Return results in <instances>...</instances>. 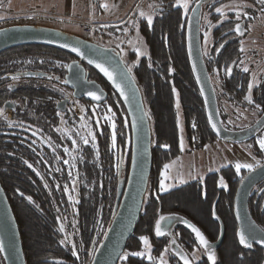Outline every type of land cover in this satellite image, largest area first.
<instances>
[{
	"label": "trees",
	"instance_id": "trees-1",
	"mask_svg": "<svg viewBox=\"0 0 264 264\" xmlns=\"http://www.w3.org/2000/svg\"><path fill=\"white\" fill-rule=\"evenodd\" d=\"M154 1L164 10L155 13L151 26L143 21L140 23L139 30L148 52L136 58L138 60L134 62L132 70L142 89L151 119L153 165L143 209L124 252L144 251L140 237L148 236L154 258H159L168 248L165 254L168 264H183L176 255L179 250L188 253L190 259H194L191 255L194 251L200 252L201 256L192 264H212L195 233L184 224L189 221L204 233L211 245L218 240L224 227L222 243L212 246L216 264H263L264 248L257 246L249 249L239 243L237 235L234 199L241 177L248 170L236 173L235 167L229 165L208 173L204 178L191 180L164 192L159 190L164 165L183 152L182 136L187 141L188 151L213 142L217 136L209 125L203 96L189 57V16L184 15L182 6H177L176 0ZM217 18L213 13V23ZM211 28L214 27L206 26V29ZM219 42L214 39L211 53L205 59L218 102L226 99L247 106L245 96L248 95L249 74L235 69L230 76L226 75V68L240 58V47L236 43H229L220 48ZM131 57H136V54L132 53ZM71 58L73 56L62 49L31 44L15 46L0 53V108L4 109L7 100L17 101L13 117L4 119L0 116V180L18 221L27 264H91L117 212L120 193L130 169L132 134L126 107L110 82L92 66V76L109 94L107 100L100 104L86 99L81 103L96 133V141L90 139L88 145H83L81 133L75 131L81 117L74 111L64 113L68 126H62V129L69 131H56L60 128L56 126L59 122L56 102L62 92L53 84L58 78L64 84L66 65ZM15 75L20 76V81L16 83V90L12 91L8 85ZM49 76L53 79L49 80ZM36 79H40V82ZM173 89L179 92V109ZM254 101L264 108V82L255 88ZM108 106L115 113V147L111 140V123L104 119ZM93 107H96L95 112L92 111ZM97 118L99 124L96 123ZM9 121L13 122V126H9ZM193 122L195 128L192 127ZM262 127L254 126L242 139L255 140ZM74 139L76 144L72 143ZM253 149L263 157L256 143ZM73 156L76 157L75 161ZM64 160H69V164H64ZM57 168L61 171L57 172ZM70 169L72 175H69ZM221 177L227 187L221 186ZM73 180L77 182L75 188ZM65 185L69 191L64 190ZM69 194L78 202L70 200ZM29 196L32 201L27 199ZM249 210L264 228V180L251 191ZM161 215L172 216L176 223L170 227V234L156 236L155 221ZM57 216L61 220L58 221ZM73 221H76L75 226ZM60 223H64L69 238L76 243L78 256L73 255L71 244L59 243L64 239V233L59 231ZM173 239L175 244L172 243ZM93 241L96 243L93 244ZM0 264H6L2 251ZM118 264H153V261L146 257L130 256L127 261L120 259Z\"/></svg>",
	"mask_w": 264,
	"mask_h": 264
},
{
	"label": "water",
	"instance_id": "water-1",
	"mask_svg": "<svg viewBox=\"0 0 264 264\" xmlns=\"http://www.w3.org/2000/svg\"><path fill=\"white\" fill-rule=\"evenodd\" d=\"M208 1L210 0H203V2ZM193 8H197V4H195ZM155 10L163 11L164 7L158 6ZM189 26L191 27V34L189 33ZM0 30H2L0 31V53L9 48L24 44L38 43L56 46L74 54L96 69L110 82L122 99L131 125V164L125 186L120 193L117 212L91 263L118 264L120 256L123 254L128 240L133 235L137 221L141 215L153 165L152 124L139 83L132 72L128 73L126 78L121 81L122 74L126 72L127 64L124 62L122 55L116 52L112 47H106L82 36L43 25L13 24L0 27ZM187 36L189 57L194 76L200 90L203 89L201 94L205 104L207 119L211 113L213 121L217 123L219 128V132L213 129L211 127L213 121L208 119L213 133L217 138L240 140L239 137L248 133V130L237 131L236 134L230 132L224 127L219 115L216 92L203 54L200 6L196 12L192 11L190 14ZM190 39L191 49L189 48ZM65 44L79 48L80 52H83L84 55H80V52H73L71 47L65 48ZM89 60L104 64L105 67L115 74L117 82H122L124 84L125 91L129 96L127 101L120 95L115 84L96 67V63H89ZM69 64H73V67L72 69L67 68L65 78L72 81L69 85L73 88L75 97L79 99L84 98L96 104H100L107 100L109 95L108 91L98 81L88 78L85 67L79 60L71 61ZM197 76H199V79H197ZM14 88L15 86L10 87V89ZM89 91L96 92L102 97L101 100L97 101L88 96L87 93ZM66 101L67 100L64 99L58 104L60 110H65ZM4 109L13 110L15 109V104L13 101L7 100L4 104ZM133 117L138 119L135 125L132 123ZM243 177V183L240 181L234 199V215L238 223V239L241 230L248 235L250 229H254L256 238L252 240L251 243L254 242L264 248V244L260 243V239L264 238V230L252 217L249 210V197L251 191L258 183L264 180V163L255 167L254 171H248ZM237 212H239V215H237ZM169 221L170 220H166L162 225L164 229L169 225ZM224 234L225 229L222 226L218 240L212 243L213 247L219 246L222 243ZM0 239H2L4 243V251L2 252L6 264H27L18 221L1 180Z\"/></svg>",
	"mask_w": 264,
	"mask_h": 264
},
{
	"label": "rangeland",
	"instance_id": "rangeland-1",
	"mask_svg": "<svg viewBox=\"0 0 264 264\" xmlns=\"http://www.w3.org/2000/svg\"><path fill=\"white\" fill-rule=\"evenodd\" d=\"M23 1L24 2L20 4V0H0V16L4 17V19H0V27L29 22L39 23L85 37L97 43L115 45L118 46V48L122 51L125 61H127L129 67H131L132 70L134 62L140 57L144 56L138 55L136 48L139 47L141 51L146 54L148 52L145 39L139 30V26L142 21L148 24L147 18L146 16L141 17L139 12L140 10H143L147 14H152L153 20L155 18V13L161 12L156 10L153 11V9L150 7L151 5L158 6L157 2L154 0H101L102 5L105 3L108 4V8L102 7V11L99 13V15H91H95L97 19L108 22L122 19L125 16L127 18H125L122 23H117L114 25L102 23L103 25L100 26L99 24L93 22L94 20H92V17L87 16L88 12H81L82 9L80 3H78V8L75 12H72V9L63 11L57 9V12L50 13L49 11L42 9V7H44L43 2H46L45 0ZM193 1L194 0H189L190 7L194 3ZM59 2L61 4V1ZM46 3L49 4V2ZM21 5H23L24 8H21ZM223 5L228 6L223 9V12L233 11L232 8L234 6L236 7L232 1ZM57 7L60 8L58 5ZM70 12L73 16H68V13ZM212 15V11L204 12L203 27L209 25L208 21H211V24L215 25V22L213 23L211 20ZM133 21L136 22L135 25L133 24ZM260 26L262 30L261 32L264 33V25L260 24ZM252 45H254L252 48H255V50L251 54H256L262 60H264V38L261 39L260 44L255 43ZM132 53L136 54V57H131ZM137 57L138 59L136 60ZM263 72L264 64H261V67L258 70L252 71L250 83H252L253 87L260 83L261 74H263ZM81 103H78L80 105L81 111L79 113L75 111V113L80 115V117L83 115L84 123L92 127L90 120L86 115L85 107ZM220 104L223 108L222 110L226 111L225 114L222 115V122L231 130L242 131L249 128L252 129L254 125L260 120L259 109L249 107V102L247 106H243L238 105L236 102H233V100L225 99L222 100ZM4 115L9 118V116H11V111L5 110ZM58 117V124L61 129L62 126H68L66 123L67 118H65L64 112L59 111ZM61 118H63V123ZM229 121H231V123H229ZM78 124L79 126L75 125V131L86 135L87 129L81 128V121ZM72 131H74V128ZM261 136H264V126L257 132L255 140L247 138L241 140H225L217 138L213 142L193 151L187 150V141L184 136H182L183 152L178 158L168 163L170 165L169 169L167 170L168 179H165L163 175V173H165V169L162 173V179L164 180L165 184L171 185V187L168 189L170 190L173 187L182 185L191 180L204 178L208 173L217 171L222 167L229 165L235 167L236 162L253 163L256 165V161H259L260 165L264 163V150L260 149L258 144V139ZM255 143L262 151L263 157H260L255 153L253 149ZM257 166L258 165L255 167ZM242 170L248 169L245 168ZM181 177L186 182L181 183Z\"/></svg>",
	"mask_w": 264,
	"mask_h": 264
},
{
	"label": "snow or ice",
	"instance_id": "snow-or-ice-1",
	"mask_svg": "<svg viewBox=\"0 0 264 264\" xmlns=\"http://www.w3.org/2000/svg\"><path fill=\"white\" fill-rule=\"evenodd\" d=\"M202 2H203V0H196L197 8H192L191 11L196 12L198 10L199 6L202 4ZM260 3L262 5H264V0H260ZM176 5L177 6H182L184 15L188 14V12L190 10L189 0H176ZM102 7L108 8V4L105 3V4L102 5ZM150 7L154 11L155 8L158 7V6L157 5H151ZM226 7H228V6L227 5H222L221 7H217L215 9V11L217 13H222L223 14V9L226 8ZM232 10L236 12V18H237V20H239L241 12L238 9V7L234 6L232 8ZM139 14H140L141 17H145L146 16L148 25L149 26L152 25V23H153V15L152 14H147L143 10H140ZM243 14L247 15L246 12L243 13ZM0 19H4V17L0 16ZM133 24L135 25L136 22L133 21ZM208 24H209V27H214V25L211 24V21H208ZM181 27H184V25H181ZM0 31H2V30H0ZM137 31H138V29H137ZM244 31L245 30L242 29L241 24L240 23H236L235 32L242 36V35H244ZM189 33L191 34V27L190 26H189ZM208 36H209V33L205 32V43H207ZM64 47L65 48L71 47L73 52H80L79 48L72 47L69 44H65ZM223 47H224V44H221L220 48H223ZM189 48L191 49V39H190V42H189ZM241 51L242 52L244 51L243 46L241 47ZM136 52H137L138 55H145L146 54V53L142 52L139 47L136 48ZM207 54L208 53H207V51L205 49L204 50V55H207ZM80 55L83 56L84 53L80 52ZM41 63H43V61H41ZM73 63H75V62H73ZM89 63H96V62L92 61V60H89ZM240 63L243 64V61H240ZM232 64H236V61L235 60L232 61ZM66 67L68 69H72L73 64H68V65H66ZM96 67L99 68L108 77V79L113 82V84H115V87L119 90L120 95L124 97L125 101H127L129 99V96H128L127 92L125 91L124 84L122 82H117L115 74L112 71H110L107 67H105L104 64L96 63ZM194 67H195V65H194ZM172 70L174 71V69H172ZM243 71L244 72H248L249 71L248 67H244ZM131 72H132V68L126 66V72L122 74L121 81H123L126 78L127 74L131 73ZM217 74H219L218 70H217ZM231 74H232V68L231 67H227L226 68V75L230 76ZM26 75H40V74L39 73H26ZM19 78H20L19 75H15V76L12 77L13 80H18ZM48 79L51 80V79H53V77L49 76ZM197 79H199V76H197ZM63 83L64 84H69V83H72V81L68 80V79H65L63 81ZM252 87H253L252 83H249V85H248V93L249 94L245 96V99L249 103H254V101L252 99V96H251ZM202 90L203 89H201V91ZM61 91H63V89H61ZM173 91H176V90L173 89ZM87 95L92 97L93 99H95L97 101L101 100V98H102L100 95H98L94 91H89L87 93ZM176 97H177L176 106H177V109H179V107H180V99H179V92L178 91H176ZM49 99H51V98L49 97ZM57 104H59V101H57ZM255 107L257 109L264 110V108H262V106L260 104H256ZM92 111L95 112L96 111V107H93ZM4 112H5V110L3 108H0V116H3L4 119H7V117L4 115ZM61 119H62V123H63V118H61ZM80 119H81V128H86L87 129V134L86 135L83 134V133L80 134V139L82 140L83 145H88L90 143V139H91L92 142H95L96 141V133H95V131L92 129V127L90 125L84 123L83 115L81 116ZM104 119L111 123V128H112L111 140H112L113 147H115L116 140H117V133H116V127L117 126H116V123H115V113L112 112L111 106H108L107 112L104 114ZM208 119L210 121H213V117H212L211 113L209 114ZM137 122H138V119L136 117H133V120H132L133 125H135ZM96 123L97 124L100 123L99 118H97ZM229 123H231V121H229ZM9 126L10 127L13 126V122L9 121ZM192 127L193 128L196 127V124L194 122L192 124ZM211 127L213 129H215L217 132H219V128H218L216 122L213 121L211 123ZM56 131L57 132H61V131H68V130L67 129L57 128ZM72 143L76 144L77 141L74 139L72 141ZM258 144H259L260 149L264 150V136L259 137ZM49 146L51 147L50 141H49ZM163 147L167 148V147H169V145H163ZM181 148H183V140L182 139H181ZM53 151L55 152V148H53ZM65 151L67 152L68 149L65 148ZM69 155L71 156L72 154L69 153ZM98 155H99V152L97 151V156ZM79 158L83 159L82 156H80ZM72 159H73V161H75L76 157L73 156ZM45 163H47V162L45 161ZM64 164H69V160H64ZM256 165H259V161H256ZM256 165H254L253 163L236 162L235 163V171H236V173H240L242 169L246 168V169L249 170V172H252V171L255 170V166ZM72 166L74 167L75 165L73 164ZM29 167H32V165L29 164ZM169 167H170L169 164H165L164 165L165 173H163V175H164L165 179H168L167 170L169 169ZM55 170L57 172L61 171L60 168H57ZM117 171H119V165H117ZM69 175H72L71 169L69 170ZM78 175H79V173H77V176ZM243 180H244V177H241V183H243ZM184 182H186V181L183 180V178L181 177V183H184ZM76 183H77L76 180H73V182H72L73 188H75ZM220 184H221L222 187H227L226 183L224 182V178L223 177L220 178ZM45 187H48V185L45 184ZM56 187L59 188L60 185L57 184ZM170 187H171V185L165 184L163 179L160 181L159 190L161 192L167 191ZM64 190L65 191H69L67 185L64 186ZM21 195L23 196V193H21ZM27 199L29 201H32V197L31 196L27 197ZM69 199L70 200H74V197L71 194H69ZM74 202H78V201L74 200ZM57 211H59V209H57ZM213 215H215V212H213ZM237 215H239V212H237ZM56 219L59 221V220H61V217L57 216ZM172 219H173L172 216L166 217L164 215H161L159 217V219H157L155 221V235L156 236H164L166 234H170V233L166 232L165 229L162 227V222L165 221V220H172ZM216 219H219V217L216 216ZM75 223H76V221H73V226H75ZM185 223H187L188 227L192 230L193 233H195V236H196V238H197V240L199 242V245L203 246V248L207 251L208 259L212 262V264H216V259H217L216 258V254H215L214 250L212 249V245L210 244L208 239L205 237L204 233L198 227H196L195 225H193L191 223H188L187 221H185ZM59 231L61 233H64V239H61L59 241V243L60 244H71L72 249H73V255H77L78 256V253L75 251V249L77 248V245H76V243L74 241H72L69 238L70 234L65 231L64 223H60L59 224ZM74 234L75 233H72V235H74ZM105 236H106V233H105ZM255 238L256 237H255V230L254 229H250L248 235H246L243 230H241L240 233H239V243L244 245L245 247H248V248L252 247L251 241L254 240ZM140 240L143 242L144 251L124 252L120 256V259L122 261H127L130 256H135V257H146L149 261H153V264H156L157 260H158V264H168V261L165 259V254L169 251L168 248L164 249V252L161 253L159 258H154L151 255V245H150V242H149V237L148 236H141ZM175 242H176L175 239H173L172 243L175 244ZM95 243H96V241H93V244H95ZM260 243L264 244V238L260 239ZM0 251H4V243H3L2 239H0ZM195 254L196 253L194 251L191 255L195 256ZM176 255L179 257L180 260L183 261V264H192V261L189 259V254L185 253L183 250L176 251Z\"/></svg>",
	"mask_w": 264,
	"mask_h": 264
},
{
	"label": "flooded vegetation",
	"instance_id": "flooded-vegetation-1",
	"mask_svg": "<svg viewBox=\"0 0 264 264\" xmlns=\"http://www.w3.org/2000/svg\"><path fill=\"white\" fill-rule=\"evenodd\" d=\"M230 1H232V3H234V5H236V7H238L241 10L240 11L241 12V15H240V19L239 20H237V18H236V12L235 11L223 12V14L222 13H217L215 11V9L217 7L223 5V4L227 3V2H230ZM193 2H194V4L190 7V10L188 12V16L189 17H190V14L192 12L191 9L196 4V0H194ZM211 5H214L213 6L212 13H214L215 16H217L218 18L215 21L214 28H211L209 30V29H206V26L203 27V15H204V12H206V11L208 12L209 11V8L211 7ZM200 9H201V41H202V47H203V54H204V50L205 49H206V51L208 53L207 55H204V59H206V57H209V55L211 53V50H212V46L214 44V39H217V41H220L219 42L220 45L221 44H224V46L227 45V44H229V43H236L237 45H239L240 51H241V47L243 46L244 51L243 52L242 51L240 52V56H239L240 58L236 60V64H232V66H231L232 73L235 72V69L238 72H240V71L241 72H244L243 71V68L244 67H248L249 71L246 72V73L249 74V77H250V80H251V73H252V71L253 70H258L261 67V64H264V60H262L258 55L251 54L255 50V48H252L254 46L252 44H255V43L260 44L261 43V39L264 38V33L261 32L262 30H261V26H260V24H263L264 25V5H262L260 3V0H210L208 2H202V4L200 5ZM245 12L247 13V15H244L243 14ZM189 17H188V19H189ZM236 23H240L241 24L242 29L245 30L244 31V35L241 36L240 34H238V33L235 32V25H236ZM20 24L42 25V24H39V23H30V22L29 23H20ZM43 26H45V25H43ZM213 31H216V32H213ZM205 32H208L209 33L207 43H205ZM216 33L218 35L216 36V38H214V35ZM98 44H101V43H98ZM31 45H41V46H49V47L58 48L56 46L45 45V44H38V43L31 44ZM101 45L106 46V47H112L116 52L120 53L122 55V57H123L124 62L129 67L127 61H125V59H124V56L122 54V51L118 48V46H115V45H106V44H101ZM59 49H61V48H59ZM64 51H66V50H64ZM68 53H70V52H68ZM70 54L73 56V58H71V60L67 63V65L71 61L79 60L81 62V64L84 65L85 70H86V75L88 76V78L90 80H96V81H98L97 78H95L94 76H92L93 69L91 68V66L86 61L81 60L79 57L75 56L72 53H70ZM257 56H258V58H257ZM240 61H243V64H241ZM66 74H67V67H66ZM66 74H65V77H66ZM211 80H212V78H211ZM12 81L13 82H11L8 85V88L10 89V87L15 86L14 89H10L12 91H15L16 88H17L16 83L19 82L20 80H12ZM36 81H39L40 82V79H36ZM60 81H61V79L58 78L57 79V82H55L53 84V86L54 87H57V89L59 91H61V89H63V91H61L62 92V96L57 101H59V103L61 101H63L64 99H66L67 101L65 103V110H60L58 108L57 102H56V108H57L58 111H62L64 113L70 112V111H74L75 112L74 107L70 103V96H74V94H73L74 90H73V88L69 84H66V85L65 84H61ZM98 82L100 83V81H98ZM263 82H264V72H263V74H261V81H260V83L257 86H254L252 88L251 96H252L253 101H254V98H255V88L259 87ZM212 83H213V81H212ZM83 99L84 98L79 99V98L75 97L76 103L78 102L79 104L83 101ZM11 101H13V103L15 104V106L17 105V101L16 100H12L11 99ZM220 103L221 102H218V99H217V108H218L219 115H220L221 121H222V115L225 114L226 111L225 110H222L223 108H222V106H221ZM237 104L240 105L239 103H237ZM256 104L257 103H255V101H254V103H249V107L256 108L255 107ZM13 110H15V109H13ZM13 110H10L11 111V116H9V118L13 117V113H12ZM260 114H262L261 117H260V120L254 126H258V125L259 126H264V110L259 109V115ZM223 125H224V123H223ZM56 126H59V124H57ZM224 127L227 130H229L230 132H233L234 134H236V132H237L235 130H231L226 125H224ZM246 130H248V133H246V134H244L242 136H246V135L249 134L250 128L249 129H246ZM242 136L239 137L240 140L242 139ZM165 221H163L162 225L164 224ZM170 221H169V225L165 228V231L166 232H169L170 231V227L173 224L176 223L175 222V218H173ZM187 222L188 223H191L189 221H187ZM184 224L186 226H188L187 223L184 222ZM262 229L264 230V228H262ZM257 246H259V245L255 244L253 242L252 243V247L249 248V249H254ZM259 247H261V246H259ZM198 253L195 254L194 259L193 258H191V259L189 258V259L191 261H194L195 259H198L201 256L200 252H198ZM206 253H207V251H206Z\"/></svg>",
	"mask_w": 264,
	"mask_h": 264
},
{
	"label": "crops",
	"instance_id": "crops-1",
	"mask_svg": "<svg viewBox=\"0 0 264 264\" xmlns=\"http://www.w3.org/2000/svg\"><path fill=\"white\" fill-rule=\"evenodd\" d=\"M20 4L23 3V0H20ZM41 1V0H38ZM48 3H44L43 2V6L42 9L45 11H49L51 12H57L56 10L59 9L60 11L63 10H70L72 9V12H75L76 9L78 8V3H80L81 9L83 13L88 12V17H92V20H94L93 22L99 24L100 26L104 24H117V23H122V21L127 18L126 16L123 17L122 19L119 20H114V21H102L100 19H97L95 15H91V14H96L99 15V13L102 11V3L101 0H45ZM61 1V4L60 2ZM59 3V4H57ZM57 5L60 7L58 8ZM27 6V5H26ZM96 6V8H95ZM41 7V6H40ZM53 7V8H52ZM21 8H24L23 5H21ZM90 13V14H89ZM58 14H62V13H58ZM68 16H73L72 13H68Z\"/></svg>",
	"mask_w": 264,
	"mask_h": 264
},
{
	"label": "built area",
	"instance_id": "built-area-1",
	"mask_svg": "<svg viewBox=\"0 0 264 264\" xmlns=\"http://www.w3.org/2000/svg\"><path fill=\"white\" fill-rule=\"evenodd\" d=\"M87 31V30H86ZM70 103L72 104V106L74 107L75 111L76 112H80L81 111V108L80 106L76 103L75 101V97L74 96H70Z\"/></svg>",
	"mask_w": 264,
	"mask_h": 264
}]
</instances>
